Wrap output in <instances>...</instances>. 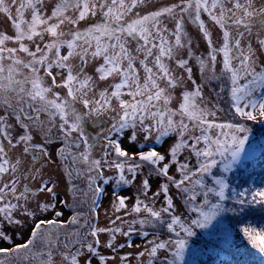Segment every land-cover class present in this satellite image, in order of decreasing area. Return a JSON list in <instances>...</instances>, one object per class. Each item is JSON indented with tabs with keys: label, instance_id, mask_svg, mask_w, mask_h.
Returning a JSON list of instances; mask_svg holds the SVG:
<instances>
[{
	"label": "snow or ice",
	"instance_id": "6c2138e0",
	"mask_svg": "<svg viewBox=\"0 0 264 264\" xmlns=\"http://www.w3.org/2000/svg\"><path fill=\"white\" fill-rule=\"evenodd\" d=\"M0 19V264H194L235 224L264 254V224L244 223L264 186L241 172L264 121V0H0Z\"/></svg>",
	"mask_w": 264,
	"mask_h": 264
},
{
	"label": "rangeland",
	"instance_id": "374dc122",
	"mask_svg": "<svg viewBox=\"0 0 264 264\" xmlns=\"http://www.w3.org/2000/svg\"><path fill=\"white\" fill-rule=\"evenodd\" d=\"M165 2H167V0H152V3L154 6H159ZM4 27L7 28L9 31H11V28L9 25L5 24ZM189 32L192 35L194 42L199 45V47L197 49V54L204 53L205 49H206V44L203 43L202 41L198 40L196 30L194 28L190 27ZM218 32H219L218 29L214 30V33H213L214 40L218 38ZM262 59H264V57H262ZM206 92H207V89H206ZM248 126L251 129V132H250V141H249V144L247 146H250V147L254 146L256 148L257 157H258L256 160L262 162L264 160V121H260V120L249 121ZM259 137H260V139H259ZM161 150H163V149H161ZM46 172H47V175L52 176L53 179L56 180V182L58 184L57 192L59 194V197L63 198V199H67L69 201V204H72L73 201H72L71 195L67 192L68 184L64 178V174H63L62 170L57 169L55 166H51L49 169H46ZM135 192H136L135 187H129L126 191L121 192V194L122 195H133ZM111 199L112 198L110 195L106 196L102 200L101 206L98 209L99 225L100 226L107 225L109 218L112 217V215H113V209L111 206ZM87 207H88L87 205H84L83 208H81L80 210H84ZM70 214H71V210H65V219ZM27 235H28V233H27V231H25L23 233V238L17 239L16 242L22 243L23 240L27 239ZM201 236H202V234H201ZM106 238H107L106 235H104V234L101 235L102 241H105ZM118 239L121 242H123L122 237H118ZM193 241H190V248L191 249H202L200 244L198 246V243H200L198 238H193ZM136 243H141V241L136 240ZM0 246H7V245H0ZM103 251H105V253L107 254V250H103ZM123 252H133V256L130 257L129 260L131 261V264H136L135 258H134V254H135L134 249H124L121 254H123ZM202 255L203 254H200V255H197L193 258L194 264H203L205 259H202V257H201ZM188 256H189V253L186 252V258H188Z\"/></svg>",
	"mask_w": 264,
	"mask_h": 264
},
{
	"label": "trees",
	"instance_id": "16d2710c",
	"mask_svg": "<svg viewBox=\"0 0 264 264\" xmlns=\"http://www.w3.org/2000/svg\"><path fill=\"white\" fill-rule=\"evenodd\" d=\"M241 172L244 175L251 174L248 184L243 185L244 187L264 186L258 182L260 179H264V160L262 162L255 160L248 166L247 172L243 170ZM248 222H251L253 225L264 224V212L257 211L250 214L244 221V223ZM224 223L229 224V221L225 220ZM229 226L233 227L231 245L221 244L215 250L210 246L201 256L202 259H205L203 264H264V254H260L254 249L248 240L243 237L242 233H239L241 225L235 224ZM208 239L209 237L202 234L198 238L200 241L198 246L200 244L202 249H204V242Z\"/></svg>",
	"mask_w": 264,
	"mask_h": 264
},
{
	"label": "flooded vegetation",
	"instance_id": "af4514ba",
	"mask_svg": "<svg viewBox=\"0 0 264 264\" xmlns=\"http://www.w3.org/2000/svg\"><path fill=\"white\" fill-rule=\"evenodd\" d=\"M4 25H5V23H4L3 19H0V26L4 27Z\"/></svg>",
	"mask_w": 264,
	"mask_h": 264
}]
</instances>
